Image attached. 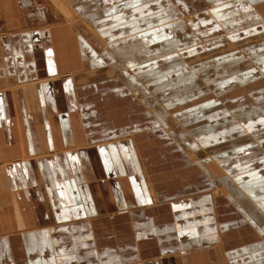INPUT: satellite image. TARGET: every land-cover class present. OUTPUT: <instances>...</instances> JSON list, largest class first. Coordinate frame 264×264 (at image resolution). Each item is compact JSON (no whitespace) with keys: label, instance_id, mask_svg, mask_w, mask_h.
Returning a JSON list of instances; mask_svg holds the SVG:
<instances>
[{"label":"crops","instance_id":"0c3cea01","mask_svg":"<svg viewBox=\"0 0 264 264\" xmlns=\"http://www.w3.org/2000/svg\"><path fill=\"white\" fill-rule=\"evenodd\" d=\"M64 1L74 21L55 0H0V264H264L263 195L231 167L241 125L216 105L232 90L197 79L186 42L160 46L184 0Z\"/></svg>","mask_w":264,"mask_h":264},{"label":"rangeland","instance_id":"374dc122","mask_svg":"<svg viewBox=\"0 0 264 264\" xmlns=\"http://www.w3.org/2000/svg\"><path fill=\"white\" fill-rule=\"evenodd\" d=\"M263 4L264 0L262 4H258L256 0H184V10L197 13L192 24L197 30L198 39L186 42L183 47L188 68L192 65L199 66L200 71L196 70L199 76L197 79L205 84L214 79V82L218 80L221 86H216L215 90H219L221 96L232 90V94H225L229 101L222 102L219 101L220 98H216V105L222 106L223 126H230L226 124L233 117V124L241 125L237 134L240 136V149L235 160H230V165L241 174L243 183L251 184L263 195L260 197L264 211V85L257 81L252 82L264 75V67L257 69L250 62L252 54L264 50ZM56 9H64L67 12L64 3L56 6ZM235 46L239 48L224 50ZM215 52L221 53L216 54L212 60L194 61ZM193 71L190 74H193ZM134 90L138 94L137 97L142 99L143 93L140 89ZM197 95L201 96L203 92L200 91ZM247 131H250V136L246 137ZM252 143H255V147L249 148ZM186 173L181 171L177 177ZM244 192L246 193L247 189H244ZM148 263L152 264L150 261Z\"/></svg>","mask_w":264,"mask_h":264},{"label":"bare ground","instance_id":"6f19581e","mask_svg":"<svg viewBox=\"0 0 264 264\" xmlns=\"http://www.w3.org/2000/svg\"><path fill=\"white\" fill-rule=\"evenodd\" d=\"M57 5L59 6L61 5V3H64L66 5V14L65 16H68L67 18H72V21H74L80 14V12L78 11L77 7L73 4V2H65L64 0H55ZM152 1V0H151ZM155 1V0H154ZM160 1V0H159ZM158 1V2H159ZM145 4V3H144ZM76 8V9H75ZM209 11V10H208ZM197 14V13H195ZM201 14V13H200ZM193 15H188L186 14L184 17L177 19V21L174 23L173 25V29L172 32H174L173 37H170L168 40L163 41V43L160 45L163 49L165 48L167 51H173L176 50L177 47H179L178 45H182L185 42H190L192 39H195L197 41V31L195 30V28L192 26V20H193ZM199 16V15H198ZM196 17V16H195ZM203 18V17H202ZM88 21V20H87ZM208 21V20H207ZM215 22V21H214ZM213 23V22H212ZM204 24V23H203ZM215 24V23H214ZM221 26V25H219ZM218 28V27H217ZM184 45V44H183ZM126 46V45H125ZM124 51V50H121ZM127 51H129L128 49H126L125 53H117L118 54V62L116 63V65H114V68L116 69V71L120 72L121 69H124L125 64L132 61L133 58L130 57L129 53H126ZM148 51V50H147ZM154 56H156V54H154ZM161 57V56H160ZM156 58V57H155ZM158 58V57H157ZM112 69V68H111ZM124 72V71H123ZM142 92V91H140ZM138 95V94H137ZM134 96V95H133ZM135 98V97H134ZM218 99V98H217ZM136 100V99H133ZM138 100V99H137ZM198 153V152H197ZM195 156H197L196 152H195ZM195 158V157H194ZM208 159V162H206V164H203V160L204 159ZM196 159V158H195ZM198 163L203 167V169L208 173L209 176L212 177V180H214V184L216 185L213 192V195L215 197H218V195L220 194H227L230 192L229 187L223 183V181L225 180L226 177L228 176V172L227 173H223L221 174V176H217L216 174L213 173V171L209 170V164L214 163L213 157L206 156V157H200L198 155ZM213 170V169H212ZM224 171V170H223ZM215 172V171H214ZM228 192V193H227ZM235 200V199H234ZM234 202V201H233ZM237 206V205H236ZM245 217L252 222L255 223V221H253V219L246 214ZM256 224V223H255ZM263 230V229H262Z\"/></svg>","mask_w":264,"mask_h":264}]
</instances>
